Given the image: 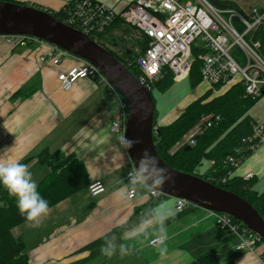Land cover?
I'll return each mask as SVG.
<instances>
[{
    "label": "crops",
    "instance_id": "0c3cea01",
    "mask_svg": "<svg viewBox=\"0 0 264 264\" xmlns=\"http://www.w3.org/2000/svg\"><path fill=\"white\" fill-rule=\"evenodd\" d=\"M67 1L14 0L51 11H60ZM98 1L121 12L135 0ZM236 1L237 9L244 7L239 4L242 0ZM256 1L260 0L250 7L264 8V0ZM104 36V46L120 58L137 48L136 30L119 20L100 37ZM258 36L249 38L263 47L264 39ZM47 50V45L35 43L14 46L0 36V161L32 156L28 166L37 183L48 172L36 158L40 151L73 153L83 161L89 183L100 180L106 189L96 197L87 188L68 196L50 207V214L38 227L29 221L15 226L12 233L24 240L29 264H190L207 252L213 253L212 264H264L263 243L253 250H235L237 238L220 230L207 209L187 204L178 211L175 198L151 196L140 183L134 184L135 195L128 198L127 188L133 185L126 179L131 166L128 150L120 144L121 136L110 131L121 108L118 95L89 78L62 89L57 74L82 59L70 53L56 65L40 61L39 53ZM32 86L28 97H11L17 89ZM157 124L168 123L159 117ZM210 166L208 161L207 170ZM249 171L254 174L253 188L264 190V142L234 168L230 178H244ZM161 219L168 235L163 255L159 249L165 245L149 243L159 236ZM106 242L117 247L111 257L100 252ZM121 244L126 247L124 255L119 251Z\"/></svg>",
    "mask_w": 264,
    "mask_h": 264
},
{
    "label": "built area",
    "instance_id": "2783aa9c",
    "mask_svg": "<svg viewBox=\"0 0 264 264\" xmlns=\"http://www.w3.org/2000/svg\"><path fill=\"white\" fill-rule=\"evenodd\" d=\"M63 13L62 22L82 31L95 41L116 19L144 33L147 44L136 59L139 70L136 77L147 88L165 69L172 73L174 82L187 77L196 58L201 63L202 82L208 85L220 84V89L241 82L245 95L251 98L264 93V55L259 53L261 42L250 39L246 34L253 28L264 26V8L259 6H253L246 15L233 7L215 6L209 0H135L121 12H115L104 2L68 0L63 7ZM262 32L264 37V30ZM4 39L14 46L25 47L30 43L38 44V47L47 45L49 50L39 53V60L49 61L53 65L58 64L61 57L70 54L57 45L32 35H6ZM80 78L97 80L118 95L121 108L118 116L111 121L110 131L124 137L128 115L126 102L97 66L82 60L80 64L57 74L64 90L70 89ZM219 119L217 115L201 117L172 149L194 145L196 136ZM243 141L248 142L250 151H254L264 142V119L253 123L251 134ZM136 175L131 164L126 173L127 181L133 184L127 188L128 198L135 195V183L146 186L151 196L160 194L143 180L133 182ZM251 176L252 173L248 172L244 178ZM87 189L91 196L96 197L106 188L100 180H94L88 184ZM187 204L191 203L183 198H175V208L178 211ZM211 213L220 230L237 238L235 250H253L257 244L263 242L258 234L231 215L216 211ZM157 237L150 239L149 243H160Z\"/></svg>",
    "mask_w": 264,
    "mask_h": 264
},
{
    "label": "trees",
    "instance_id": "16d2710c",
    "mask_svg": "<svg viewBox=\"0 0 264 264\" xmlns=\"http://www.w3.org/2000/svg\"><path fill=\"white\" fill-rule=\"evenodd\" d=\"M3 1L14 2V0ZM209 1L218 7H236L229 0ZM47 11L57 19L62 20L63 8L60 11ZM111 25L105 29L102 35ZM261 35L263 38V32ZM136 44L141 51L137 48L136 52L131 51L126 58H120L111 52L135 76H138L139 70L136 66V59L142 54L147 44L144 33L139 31ZM200 67V61L195 58L188 75L191 88L200 83L205 84L202 82ZM154 83L161 88L171 86L174 83L172 73L165 69L161 75L155 77L152 84ZM205 86L221 88L220 84H205ZM33 90V86L21 87L11 97L24 99L31 95ZM211 93L212 91L206 88L202 94L188 102L174 120L164 125L157 124L158 116L154 106L153 126L155 132L153 141L156 151L170 167L192 174H194V168L202 160L210 161V168L202 176H197L240 195L264 218V190H255L251 179L245 180L236 176L230 178V173L234 168L252 152L248 149V142L243 141V139L247 138L252 132V125L256 119L252 118L248 112L260 97L251 98L249 95H245L244 86L241 82L234 83L223 92H213L212 95ZM206 115H217L220 119L196 136L195 144L190 149H184V147L172 149L181 137L201 117ZM32 158V156L26 157L19 161L28 164ZM36 158L48 167L47 174L38 180L37 185L40 194L49 202V207L88 187L86 167L75 154H64L60 150L50 152L45 149L40 151ZM229 158H232V160H229ZM157 196L163 195L158 194ZM89 207H92V204ZM25 221H27L26 218L20 215L16 207L15 198L10 197L7 191L0 186V264H29L24 240L12 233L15 226ZM212 263L213 253L207 252L195 258L190 264Z\"/></svg>",
    "mask_w": 264,
    "mask_h": 264
},
{
    "label": "water",
    "instance_id": "95a60500",
    "mask_svg": "<svg viewBox=\"0 0 264 264\" xmlns=\"http://www.w3.org/2000/svg\"><path fill=\"white\" fill-rule=\"evenodd\" d=\"M21 34L53 43L97 66L106 76L126 102L128 115L124 137L140 141L127 149L131 164L136 170L137 162L147 150L157 159L159 166L166 168L173 177V182L165 184L162 190L156 186L151 188L165 196L183 198L209 211L227 213L258 234L264 242V218L243 197L195 174L174 169L160 158L153 141L154 102L150 90L110 50L57 19L46 9L0 0V36ZM153 163L149 160L144 162L146 176L155 175L150 168ZM144 182L148 185L147 181Z\"/></svg>",
    "mask_w": 264,
    "mask_h": 264
},
{
    "label": "clouds",
    "instance_id": "9594fccd",
    "mask_svg": "<svg viewBox=\"0 0 264 264\" xmlns=\"http://www.w3.org/2000/svg\"><path fill=\"white\" fill-rule=\"evenodd\" d=\"M123 147L131 149L135 144L140 143L139 140H129L126 137L120 138ZM146 160L153 161L150 168L154 170L155 175L152 177L144 174V162ZM135 180H144L148 182V186H156L159 190L167 183L173 182V177L166 168L160 167L157 159L145 150L140 160L137 162ZM0 186H2L10 197L15 198L16 207L21 216L32 223V226H40L44 219L50 214L49 202L38 191V185L33 179L29 166L19 160L8 162L0 161ZM166 219V218H164ZM164 219L159 221L160 229L157 237L161 245H165L168 239L167 228L164 226ZM117 251L115 244L106 242L100 247V252L106 257H111ZM121 255L126 253L125 245H119ZM163 255L166 251V245L159 249Z\"/></svg>",
    "mask_w": 264,
    "mask_h": 264
},
{
    "label": "rangeland",
    "instance_id": "374dc122",
    "mask_svg": "<svg viewBox=\"0 0 264 264\" xmlns=\"http://www.w3.org/2000/svg\"><path fill=\"white\" fill-rule=\"evenodd\" d=\"M96 1H98V0H96ZM180 1L184 2L186 0H180ZM231 1L233 2L236 0H231ZM254 1L255 0H249V1H243L242 0L241 3L238 2L241 6H244V7L239 8L241 10V12L243 11V13L248 15L250 13V9L253 7V6L252 7H250V6L252 5V3ZM256 2H263V1L260 0V1H256ZM255 4H258V3H255ZM233 8L237 9V7H233ZM113 28H114V26H112L107 31V33H109ZM132 28H134L136 30V33H137L136 39H138L139 38V32L137 31V29L135 27L132 26ZM263 30H264V26H258L256 28L249 30L246 34L248 37H252L253 39H255V36L257 34H259V36L261 37V33ZM101 35L102 34H100V36ZM104 38H105V36L103 38L99 37L97 39V42L104 45V43H105ZM135 46H137V44ZM137 48L139 51H141L138 46H137ZM137 48L136 49L133 48V51L137 50ZM263 51H264V46L263 47L260 46L259 47V53L262 56H263ZM149 88H150L149 90H150V93L152 95V98L154 99L153 102H154V106H155V110L157 112L158 118L164 117L165 122L169 123L170 121L174 120V118L176 116H178L180 114V112L183 110L184 105H186V103L192 101L194 98L199 96L202 91H204L205 84L200 83L196 87L191 88L190 82H189V79L187 76V77L183 78L182 80L174 82L171 86H168V87L161 88L154 83V84H151ZM207 90H211L212 93L221 91L220 88H218V87L215 88V86L207 87ZM212 93H211V95H212ZM211 95H210V97H212ZM259 97H260L259 100L256 101L250 107L249 112H248L249 115L256 120L264 119V94L260 95ZM207 166H208V161L202 160L201 163L194 168V174L202 176L206 172ZM249 172H251V171H249ZM231 173H230V175H231ZM251 173H252V176L249 178H245V180H250L254 177L253 172H251ZM214 222H215V218H214Z\"/></svg>",
    "mask_w": 264,
    "mask_h": 264
}]
</instances>
